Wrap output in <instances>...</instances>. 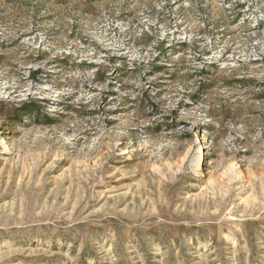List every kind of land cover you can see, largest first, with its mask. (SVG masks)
Returning <instances> with one entry per match:
<instances>
[{"label":"rangeland","instance_id":"1","mask_svg":"<svg viewBox=\"0 0 264 264\" xmlns=\"http://www.w3.org/2000/svg\"><path fill=\"white\" fill-rule=\"evenodd\" d=\"M0 264H264V0H0Z\"/></svg>","mask_w":264,"mask_h":264}]
</instances>
